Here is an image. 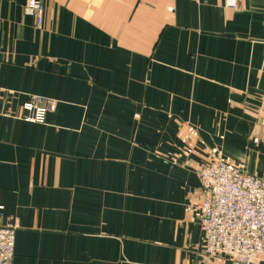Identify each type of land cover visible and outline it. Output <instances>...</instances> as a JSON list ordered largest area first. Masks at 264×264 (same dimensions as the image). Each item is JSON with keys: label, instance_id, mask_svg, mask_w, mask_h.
I'll use <instances>...</instances> for the list:
<instances>
[{"label": "crops", "instance_id": "0c3cea01", "mask_svg": "<svg viewBox=\"0 0 264 264\" xmlns=\"http://www.w3.org/2000/svg\"><path fill=\"white\" fill-rule=\"evenodd\" d=\"M0 0V225L13 264H233L197 168L264 179V0ZM58 99L26 121L29 95Z\"/></svg>", "mask_w": 264, "mask_h": 264}, {"label": "built area", "instance_id": "2783aa9c", "mask_svg": "<svg viewBox=\"0 0 264 264\" xmlns=\"http://www.w3.org/2000/svg\"><path fill=\"white\" fill-rule=\"evenodd\" d=\"M225 5L236 9L238 0H225ZM26 12L36 28L43 26V0H28ZM58 103L31 94L23 104L24 119L44 123ZM197 172L204 191L199 207L207 255H226L233 264H264V179L224 159L202 163ZM17 228V221L0 225V264L14 262Z\"/></svg>", "mask_w": 264, "mask_h": 264}]
</instances>
